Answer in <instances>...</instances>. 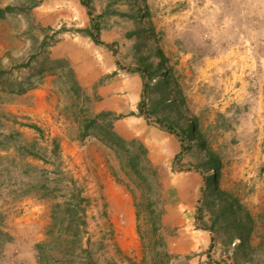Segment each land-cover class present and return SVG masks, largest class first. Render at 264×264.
I'll return each instance as SVG.
<instances>
[{"label":"rangeland","instance_id":"rangeland-1","mask_svg":"<svg viewBox=\"0 0 264 264\" xmlns=\"http://www.w3.org/2000/svg\"><path fill=\"white\" fill-rule=\"evenodd\" d=\"M92 6L101 45L78 0H0V264H264V0ZM135 76L147 116L115 95L151 128L144 183L81 136Z\"/></svg>","mask_w":264,"mask_h":264},{"label":"trees","instance_id":"trees-1","mask_svg":"<svg viewBox=\"0 0 264 264\" xmlns=\"http://www.w3.org/2000/svg\"><path fill=\"white\" fill-rule=\"evenodd\" d=\"M80 4L86 9L88 16L91 18V29L85 30L84 33L88 36L93 43L96 45H101L99 40V25L96 23V20L93 18L94 8L92 6V0H78ZM0 16H2V11L0 10ZM141 73V72H138ZM2 71H0V75ZM72 77L74 73L71 71ZM74 78V77H73ZM143 105V101L138 104V114L141 116H145L143 110L141 109ZM134 115V114H132ZM147 116V115H146ZM121 116H115V114L111 112H100L95 117L87 120L84 126L81 128V136H93L96 138L101 144L105 147L113 150L116 155H118V159L121 165V168L126 172L127 176L135 183V182H147V178L144 177V173L150 171V173H156L155 169L151 166L148 161L147 155L148 151L145 146L137 141H125L122 137H120L115 131L113 127V123L119 120ZM160 127L166 129L171 134L177 136L174 130L159 124ZM178 137V136H177ZM119 152L122 155H119ZM214 162V166L212 170L215 172V177L218 175V163L211 157ZM78 198V197H77ZM78 201H81L80 198ZM80 204L77 203V206L73 205V207H78ZM84 225V223H83ZM153 232L155 231V222H153ZM138 232V228H137ZM166 257L167 254H163Z\"/></svg>","mask_w":264,"mask_h":264},{"label":"crops","instance_id":"crops-1","mask_svg":"<svg viewBox=\"0 0 264 264\" xmlns=\"http://www.w3.org/2000/svg\"><path fill=\"white\" fill-rule=\"evenodd\" d=\"M91 78L90 82H88L87 78H81V85L83 87L88 88L90 84H93L95 82V79ZM93 81V82H92ZM114 83L117 82V85H106L96 88V95L99 97L100 101L98 104H96L98 112H111V113H117V114H129L132 113L134 115L130 116L127 121L130 126V130L132 133L130 134L133 137L140 138L142 143L144 144L145 148L148 151V156L151 161V128H146V132L148 133V136L143 135L141 131H144L142 118L140 116H135V113H137V110H133L129 108L128 105V99L125 97L117 96L115 93L117 91L121 93H131L135 100V106L137 108L139 102H140V96L143 91V85L141 82V79L138 76H135L132 79L131 85L127 82H124L122 80L119 81H113ZM114 87H117V89H114ZM128 109V110H127ZM130 109V110H129ZM134 125L138 126L135 127ZM149 131V132H148ZM117 132L121 137L126 138L128 137L126 132L120 131L119 128H117ZM128 132V133H129ZM118 208L121 211L124 223L130 232L132 230V227L136 230V213L134 207H131L130 200L128 198H125L124 196H121L119 194L118 196ZM131 233V232H130ZM129 233V235H130Z\"/></svg>","mask_w":264,"mask_h":264}]
</instances>
